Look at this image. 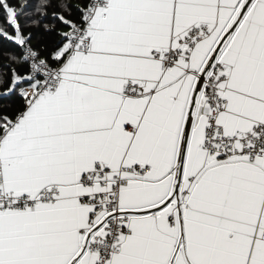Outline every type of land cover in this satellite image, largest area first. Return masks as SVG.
I'll use <instances>...</instances> for the list:
<instances>
[{
  "label": "snow or ice",
  "instance_id": "obj_1",
  "mask_svg": "<svg viewBox=\"0 0 264 264\" xmlns=\"http://www.w3.org/2000/svg\"><path fill=\"white\" fill-rule=\"evenodd\" d=\"M0 264H264V0H0Z\"/></svg>",
  "mask_w": 264,
  "mask_h": 264
}]
</instances>
